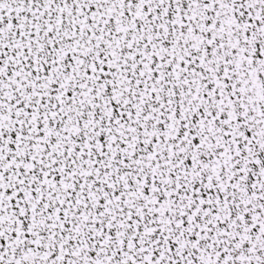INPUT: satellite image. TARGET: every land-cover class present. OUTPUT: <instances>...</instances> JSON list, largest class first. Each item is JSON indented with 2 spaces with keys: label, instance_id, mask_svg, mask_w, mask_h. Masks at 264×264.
<instances>
[{
  "label": "snow or ice",
  "instance_id": "1",
  "mask_svg": "<svg viewBox=\"0 0 264 264\" xmlns=\"http://www.w3.org/2000/svg\"><path fill=\"white\" fill-rule=\"evenodd\" d=\"M0 264H264V0H0Z\"/></svg>",
  "mask_w": 264,
  "mask_h": 264
}]
</instances>
